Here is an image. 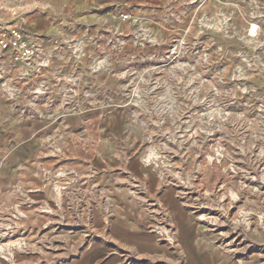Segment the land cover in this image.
<instances>
[{"label": "rangeland", "instance_id": "1", "mask_svg": "<svg viewBox=\"0 0 264 264\" xmlns=\"http://www.w3.org/2000/svg\"><path fill=\"white\" fill-rule=\"evenodd\" d=\"M168 9L176 24L165 48L139 68L116 74L112 49L104 59L90 57L92 43L77 38L64 20L53 15L48 29L32 30L31 18L51 14L39 0H0V30L26 29L43 48L31 65H14L0 50V264L74 259L54 257L57 231L45 235L48 225L37 230V216L28 212L37 203L28 190L15 186L9 198V116L53 122L101 109L131 116L144 139L145 162L204 229L203 241L218 258L264 264V0H172ZM41 171L57 193L41 206L50 220L68 223L71 207L96 197L81 185L71 190L70 168L52 164ZM134 185V196L144 202L146 187ZM147 203L165 255L121 247L123 263L186 264L168 203L165 211ZM55 208L63 214L54 216ZM88 230L85 240L95 237Z\"/></svg>", "mask_w": 264, "mask_h": 264}, {"label": "crops", "instance_id": "2", "mask_svg": "<svg viewBox=\"0 0 264 264\" xmlns=\"http://www.w3.org/2000/svg\"><path fill=\"white\" fill-rule=\"evenodd\" d=\"M39 1L50 9L51 14H47L48 11L45 13L48 18H31L30 28L48 29L47 22L54 15L60 24L65 21L71 25L77 38H87L92 43L89 50L92 58L104 59L111 51L110 39L117 32L122 34L126 38L125 44L112 53L115 66L112 71L116 74L137 69L141 60L147 61L160 53L176 24L175 20L172 24L168 20L172 0ZM121 14H129L130 19L123 21ZM102 80H108V73L103 74ZM60 118L53 122L48 116L22 121L13 118L11 121L9 116L7 124L9 198L15 186L31 193L37 206H30L28 212L37 216V230L48 225L45 235L57 231L53 233L59 239L54 244L58 245L54 257L74 256L64 264H124L118 253L121 247L152 257L165 255V245L159 243L152 229L154 220L149 215L151 207L147 202L153 201L164 211L165 202L168 203L186 264H233L228 258H218L216 251L204 243V229L180 208L171 191L165 189V180L145 162L144 139L129 114L101 109ZM59 149L65 151L64 155L52 157ZM52 164L74 170L69 177L70 182H75L72 191L81 185L96 194L92 201L71 207L68 223L56 218L50 220L42 212L41 206L49 202L52 194L55 198L57 194L47 184L49 177L41 171ZM31 165L36 170L30 168ZM56 178L54 176L52 180L56 181ZM134 181L147 189L144 202L134 196L138 191ZM58 214L63 213L55 208L54 216ZM79 214L86 216L85 222ZM88 228H92L95 237L85 240L83 236ZM61 238L64 241L61 242Z\"/></svg>", "mask_w": 264, "mask_h": 264}, {"label": "built area", "instance_id": "3", "mask_svg": "<svg viewBox=\"0 0 264 264\" xmlns=\"http://www.w3.org/2000/svg\"><path fill=\"white\" fill-rule=\"evenodd\" d=\"M120 18L127 21L130 19V15L121 14ZM37 39L39 38H34L20 28L9 29L8 31L0 30V50L9 54V60L14 65H31L37 61L43 51L42 44L37 42ZM125 41L126 38L117 32L114 34V38L109 41L110 48L115 52L120 49Z\"/></svg>", "mask_w": 264, "mask_h": 264}, {"label": "bare ground", "instance_id": "4", "mask_svg": "<svg viewBox=\"0 0 264 264\" xmlns=\"http://www.w3.org/2000/svg\"><path fill=\"white\" fill-rule=\"evenodd\" d=\"M256 27H254V29H255Z\"/></svg>", "mask_w": 264, "mask_h": 264}]
</instances>
